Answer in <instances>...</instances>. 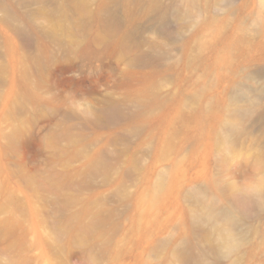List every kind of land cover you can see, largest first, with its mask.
<instances>
[{"label": "rangeland", "instance_id": "rangeland-1", "mask_svg": "<svg viewBox=\"0 0 264 264\" xmlns=\"http://www.w3.org/2000/svg\"><path fill=\"white\" fill-rule=\"evenodd\" d=\"M106 2L126 46L101 40ZM238 6L252 46L219 67ZM263 32L264 0H0V264H182L186 238L207 250L189 192L227 207L264 185V126L245 120L232 147L216 136L238 85L264 112ZM112 104L122 117L94 119ZM239 231L238 256L206 262L264 264V213Z\"/></svg>", "mask_w": 264, "mask_h": 264}, {"label": "bare ground", "instance_id": "bare-ground-1", "mask_svg": "<svg viewBox=\"0 0 264 264\" xmlns=\"http://www.w3.org/2000/svg\"><path fill=\"white\" fill-rule=\"evenodd\" d=\"M133 1L138 2L142 0ZM107 2L103 6L102 10L105 14L104 27L106 30V36H104L101 40H104L105 45L108 47L116 44L126 46L130 33L125 32L128 34L124 33L120 38H117L116 40L112 39L113 35L117 32L119 26L121 25L122 19L114 10L109 8ZM78 4H82V2L79 1ZM149 10L153 12L159 11L158 3L152 2L149 5ZM226 11H230L229 5L226 6ZM236 13L237 24L233 31H227V22L223 21L220 23L221 30L219 29L218 32L223 48L227 50L226 52L224 51V55L219 56L216 61V64L219 67H226L229 64L228 54L232 49L237 50V54H239V56H245V54H247V52H245V45L248 44L249 46H252L251 36L254 37V35H248L245 30V21L244 18L241 17V6L236 8ZM160 18L164 19V15H161ZM50 34L54 35V31L51 30ZM261 37L264 36L261 35ZM248 38H250V41ZM90 46L91 42L89 41L86 42L83 48L84 50H89ZM144 59L145 58L143 56H140L138 60ZM248 78H253L252 74H248ZM200 96L201 94H197L195 97L199 98ZM213 107H215V104L209 103L201 107L200 113L205 123L208 118H217L218 115L214 112ZM258 107L259 103L256 99L250 97L249 92L244 91V89L238 85L237 89L231 96L230 105L227 109H225L226 115L221 116L222 125L220 133L218 132L216 135L220 143L225 146L232 147L239 137L246 132L247 129L244 127L243 122L247 119L255 118L264 126V112L260 115L257 109ZM122 116L123 111L119 108V106L112 104L111 106L96 113L94 115V119L96 121H113ZM201 127L206 129L207 126L204 123H201ZM165 183H167V179H165L164 175L159 176L155 186V191H163L165 185H168V183ZM225 190L228 189L225 188ZM187 197L193 204H196V210L192 213L193 229H195L203 238H207L209 234H213L214 242L209 245L207 250L195 253V246L190 242V239L183 238L184 240L182 242V246L177 252V257L182 261V264H209L206 262V258L208 256H211L213 259L238 256L243 246V235L239 231L241 221L244 218L253 215L254 212L264 213V185L257 186L252 193H232L230 195L231 205L227 207H218L217 198L207 195L206 192L201 189H194L190 191Z\"/></svg>", "mask_w": 264, "mask_h": 264}]
</instances>
